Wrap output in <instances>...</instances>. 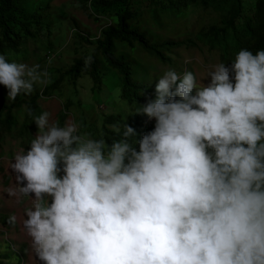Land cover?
I'll list each match as a JSON object with an SVG mask.
<instances>
[{
	"label": "clouds",
	"instance_id": "clouds-1",
	"mask_svg": "<svg viewBox=\"0 0 264 264\" xmlns=\"http://www.w3.org/2000/svg\"><path fill=\"white\" fill-rule=\"evenodd\" d=\"M7 60L0 55L9 101L45 83L39 65ZM206 77L158 78L155 99L138 110L155 119L139 151L127 124L112 126L120 139L109 146L75 123L49 126L48 112L34 118L31 147L11 164L18 193H7L33 198L23 226L39 261L264 264V50L241 49L231 68L219 63Z\"/></svg>",
	"mask_w": 264,
	"mask_h": 264
},
{
	"label": "rangeland",
	"instance_id": "rangeland-1",
	"mask_svg": "<svg viewBox=\"0 0 264 264\" xmlns=\"http://www.w3.org/2000/svg\"><path fill=\"white\" fill-rule=\"evenodd\" d=\"M144 7L145 4L141 6V9ZM58 9L66 12L64 21L57 18L49 34L30 41L18 53H10L8 62L24 63L29 67L39 65L38 71L43 74L46 72L43 68L52 61H49L50 56L53 61L49 68L53 80H56L60 75H66L78 59L79 52L82 54L92 50V45L81 42L83 40L77 34H83L90 40H95L99 30L111 22L110 18L96 19V15L91 14L85 7L83 0H51L48 11ZM155 13L157 15L155 18H149L146 13H142L144 22L139 25V29L152 43L161 44L164 41L177 45L159 47L165 55L164 60L140 48L125 49V54L132 59L134 74L139 82L155 89L160 76L167 70H175L181 76L191 71L198 85L209 84L211 78L206 77L207 73L221 63V60L216 50H210L195 36L201 26L199 11L189 16H177L164 14L160 8H157ZM208 17L207 15L206 18ZM211 21L212 19L207 20L206 24ZM74 41L76 43L73 46ZM73 47L76 50L75 53ZM46 73L49 78L41 76V79L44 77L45 83L36 82L31 94L21 93L15 101L8 100V89L0 84V93L5 103L15 106L13 111L14 116L15 114L17 116L12 134L3 133L0 138V255L1 257L9 256L5 258L6 264H43L35 256L31 248V239L23 226V220L26 219L25 210L32 206L33 198L13 197L7 193L10 188L18 193L20 186L11 164L15 162L14 157L17 153L24 150L26 154L30 149V143L39 131L34 118L43 112H48L49 126L58 124L64 127L68 123H75L79 129L78 134L85 138L98 139L101 138L100 131L105 116H117L122 122H127L128 118L136 112H141L138 110L142 109L139 104H128L126 100L120 98L119 76L113 68L105 67L103 70L99 92L94 90L95 84L92 78L83 75L71 84L66 77L64 84H59L60 93L58 90H53L48 95L44 93L41 95L46 82L49 83L52 80L49 73ZM36 92L40 93L38 107L33 110V115L27 120L25 116L27 105L22 103L21 108L16 106L21 102L30 101ZM68 99L70 102L67 101ZM25 122H27L26 128H24ZM147 124L149 132L154 130L155 119L148 117ZM105 128L113 131L111 125H106ZM13 215L16 217L14 224L9 223V217Z\"/></svg>",
	"mask_w": 264,
	"mask_h": 264
},
{
	"label": "trees",
	"instance_id": "trees-1",
	"mask_svg": "<svg viewBox=\"0 0 264 264\" xmlns=\"http://www.w3.org/2000/svg\"><path fill=\"white\" fill-rule=\"evenodd\" d=\"M50 1L0 0V55H4L8 59L10 53L18 52L30 41L38 40L41 35L49 34L58 17L62 22L64 21L66 12L64 13L63 9L56 10L58 17L53 11H48ZM83 1L91 14L108 17L111 23L100 29L95 40H90L83 34H77L83 40L81 42L92 45V50L82 54L79 52L78 59L75 60L66 75H60L58 79L53 80L49 68L53 59L46 68H43V71L48 72L52 79L49 83L46 82L43 88V93L46 95L53 90H58L60 93L59 84H64L66 77H68V83L71 84L83 75L92 78L95 84L94 90L99 92L101 74L105 67H110L115 69L119 76L120 98L126 100L128 104L137 103L143 108L149 100L155 99V89L139 82L134 74L132 59L125 54V49L140 48L156 58L164 60L165 55L159 50V47L177 45L164 41L161 44L152 43L139 29V25L144 22L142 13H146L149 18H155L157 8H160L164 14L177 16H189L199 11L201 26L195 36L210 50H216L221 63H225L229 68L241 49H247L253 54L264 50V0ZM143 4L145 7L141 9ZM211 19L212 21L206 24L207 20ZM75 43L76 41L73 46ZM73 50L75 53L74 47ZM89 56L92 57V60L90 63H86ZM230 75L234 74L230 73ZM46 78L49 77L46 75ZM42 79L44 80V77ZM39 99L40 93L36 92L30 101L21 102L16 107L21 108L22 103L26 104L25 116L29 120L33 115V110L38 107ZM67 101L70 102L69 99ZM14 107L6 104L0 93V138L3 133L12 134L17 118L16 114L14 116ZM147 117L142 112H136L128 118L127 122H122L121 118L117 116H105L100 137H103L110 146L113 140L120 139V137L114 131L106 129L105 126L119 125L123 130V124H127L136 131L134 139L137 143L133 146L139 151L138 141L149 132V127L146 124ZM26 127L27 122L24 124V128ZM8 257V255L2 257L0 255V264H6L5 258Z\"/></svg>",
	"mask_w": 264,
	"mask_h": 264
}]
</instances>
